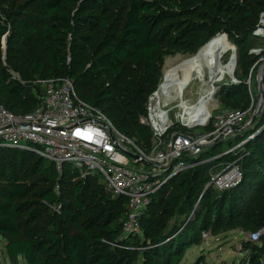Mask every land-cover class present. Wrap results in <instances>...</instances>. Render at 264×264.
<instances>
[{
  "label": "trees",
  "instance_id": "trees-1",
  "mask_svg": "<svg viewBox=\"0 0 264 264\" xmlns=\"http://www.w3.org/2000/svg\"><path fill=\"white\" fill-rule=\"evenodd\" d=\"M39 1L37 15L22 20L6 15L0 0V104L16 115L37 107L35 91L41 89L32 85L36 80L68 78L82 100L100 108L121 133L150 150L153 133L140 118L160 85L165 55L194 56L213 38L227 34L239 47L242 75L237 78L244 81L259 60L248 56V45L264 13V0ZM120 2L124 14L115 22L109 12ZM22 14L16 11V16ZM9 32L7 48L14 58L23 56V40L41 38L35 45L44 60L31 65L32 73L22 78L26 84L13 80L1 61L3 37ZM218 95L223 110L247 111L252 104L244 83L222 87ZM263 127L264 113L234 138L237 146L251 137L243 152L226 159L234 163L244 156L239 162L242 178L233 189L207 188L201 175L210 160L213 164L226 158L216 153L221 143L207 149L196 161L199 165L174 176L142 218L143 240L123 234L126 198L113 197L95 179L82 180L76 171L61 175L54 163L45 167V159L35 154L0 150V238H8V256L23 264H180L189 247L185 243L199 239L193 231L232 223L253 233L264 230V129L257 134ZM184 131L175 127L167 137ZM26 158L33 162L23 167ZM197 194L203 196L202 207L188 228L190 234L170 242L179 228L163 234V204H186L189 217ZM163 195L166 200L161 202ZM258 242L248 247L252 257L246 264H264V233Z\"/></svg>",
  "mask_w": 264,
  "mask_h": 264
},
{
  "label": "built area",
  "instance_id": "built-area-1",
  "mask_svg": "<svg viewBox=\"0 0 264 264\" xmlns=\"http://www.w3.org/2000/svg\"><path fill=\"white\" fill-rule=\"evenodd\" d=\"M252 37L262 47L251 49V55L259 57V60L244 81L236 77L238 51L232 48L229 62L226 64L220 59L219 67L223 69L214 73V76L213 70L206 64L201 71H187L188 74L183 75V78L190 75V86L208 76L209 81H204V85H209L205 91H213L212 102L222 87L242 83L248 87L251 107L247 111H240L223 110L220 106L211 114L212 122L210 118L201 122H211L207 127L212 129L208 132L196 133L198 128H191L193 123L199 121H186L190 110L181 108L182 112L175 113L171 108L170 105L176 99H180L179 105L188 103L182 99L184 93H177L179 91L174 79L166 92L160 94L165 78L149 98L146 115L140 118V123L153 133L154 146L150 150L121 133L100 108L82 100L70 79H38L32 83L41 89V92L35 91L38 105L30 113L16 115L0 104V150L32 153L54 163L61 175L65 172V166L70 165V172H78L82 180L95 179L113 197L128 200L123 234L139 235L142 218L153 197L174 176L199 165L196 161L215 145L214 141L221 135H224L223 141L235 138L237 130L246 125L249 116L252 117L259 101L257 71L264 64V13L260 15ZM226 38L228 40L227 35ZM231 62H234V67L229 72V69L224 68ZM227 76L231 78L225 82ZM16 81L26 84L22 79ZM172 113L186 131L177 132L168 138V132L175 125ZM250 139L240 143L234 150L243 148ZM241 178L240 165L230 164L228 169L213 177L212 186L218 191L230 190L239 184ZM261 234L262 231L254 233L252 240L258 242Z\"/></svg>",
  "mask_w": 264,
  "mask_h": 264
},
{
  "label": "rangeland",
  "instance_id": "rangeland-1",
  "mask_svg": "<svg viewBox=\"0 0 264 264\" xmlns=\"http://www.w3.org/2000/svg\"><path fill=\"white\" fill-rule=\"evenodd\" d=\"M39 2H40L39 0H34V1L33 0H15L14 3H12V0H4L3 11L6 15L13 14L15 15V18L24 20L27 18L35 17L37 15ZM16 11L23 13V14L16 16ZM123 14L124 12H123L122 2L119 3L117 9L111 10L109 12L110 17L115 22H118L119 20L121 21V19L123 18ZM10 34L11 32H9L7 35L3 37V41H2V45H3L2 53L3 54L1 55L2 64L7 70V74L11 76L13 80L16 81L22 78L26 79L27 75L32 73L31 65L33 63H40L44 60V53L42 49L40 48V46L35 45L36 42L38 41L40 42L41 38L39 35H35L30 40H23L22 47H23L24 54L20 58H14L12 54H9L8 48H7ZM259 43L260 42H256L255 39L254 40L252 39V43H249L248 45V48L250 47L249 54H248L249 57H253V58L256 57L255 55H251L250 51L251 49L262 47V45H260ZM166 47H170V45L166 44ZM231 48L237 49L238 54H240L239 47L229 37L227 40L226 50L220 57V59H222L221 61H223L226 64L227 62H229L232 56V52L230 51ZM196 55L191 56V55H187L182 52H178L172 55L170 54L165 55L162 58V65H161V70H160L162 77H161L160 84L165 80V78L167 80L168 75H170L171 73H172L171 74L172 77H175V74L178 72H179V75L188 74L187 71L190 70V68H185V67L182 68V67L185 62L189 61ZM230 65L232 66V70H233V67H234L233 64H230ZM198 69L200 70L201 67L196 66L193 69V71L198 70ZM236 74H237V77L238 76L240 77L242 75V71L239 69ZM229 77L228 76L226 77L225 82L229 80ZM207 78L208 76H206V79L205 77H202L198 81L193 83L191 86H188V88L186 89L187 91H185L184 93V98L182 99L188 102L189 104L194 105V107H196L195 105L199 103L201 95L202 94L204 95L205 90L209 88V85H204V81L206 82L209 81V79ZM220 85H223V84L221 83ZM124 86L125 84L121 86V89L123 91H125L123 89ZM91 89L92 88L87 89L85 92V95L88 94ZM255 92L257 94L256 87H255ZM79 93L80 91H78V94ZM179 103H180V99H176L170 105L172 106L171 108L174 109L175 113L182 112V109ZM219 107H220V99H219V95H216L214 97L213 102L209 106V111L211 112V114H213L215 113L216 110L219 109ZM172 115H173V119L175 122V125L173 128L181 127L182 124L175 120L174 113H172ZM210 120L212 122L211 118ZM263 129L264 128L260 129L257 132V134H260ZM209 130H210L209 127H205V128H198L195 130V132L204 133V132H208ZM132 140L136 141L135 138H133ZM219 143H221L219 144L220 148L217 149L216 153L218 154L219 152H223L222 156H226V158H223V159L219 158L218 159L220 160L219 163L216 162L212 164L210 161L209 163L206 164L208 166L205 168L207 171L205 169L201 171V175L204 181L205 182L207 181V185H206L207 188L213 187L212 186L213 177L219 175L222 171L228 169L230 164L237 163L239 165L240 160L244 157V156L239 155L240 158L234 163H230V160L226 161V159L229 156L237 157L238 154H240L238 151L243 152L244 148H240L238 149V151H236L237 149L234 150L239 145V144L237 146L234 145L237 143L236 140H234V138L231 140V143L228 140L221 141ZM153 146H154V142L152 141L151 148ZM29 160L31 159L26 158V160L24 161L23 167L24 166L28 167L29 164L33 162ZM50 165H51L50 161L48 160L44 161L45 167H49ZM70 170H71V166L66 165L65 172L68 173L70 172ZM202 197L203 196H200V194H197L194 196L195 206H194L193 212L190 214L189 217L187 216L188 212H186L187 211L186 204L169 205L166 202L163 204L164 208L167 211L166 212L167 216L166 218H164L166 221V227H165V230L163 231V234L168 235L171 233L173 229L179 228L178 229L179 231L174 236L171 237L172 241L169 240L170 242H173L175 239L178 240L180 237L186 236L189 233L188 228L190 224H193L197 220V217H195V214H200L201 207H202L201 203L203 201ZM250 197L251 199H253V195ZM159 199L161 200V202H163L166 200V197L163 195L162 197H159ZM261 231L262 233H264L263 229H261ZM192 234L197 235L196 238L198 237L199 239L193 245H190V241L185 243V245H189V247L185 253V257L183 261L180 264H246L249 261V259L252 257V251H250L248 247H251L250 245L259 243V242H254L252 240V235L254 234L253 232L245 231L242 229V226L240 224L238 225L234 223L230 225L221 224L220 228L216 230H211L210 228H208L205 231H201V230L195 231V232L193 231ZM138 237L139 239H142V240H143V237H145L144 232L142 230H140ZM169 241L164 242L162 244L166 245ZM7 242H8V238H0V264H23L24 262L21 259L15 262L10 259L6 251ZM150 243L151 242H149V245Z\"/></svg>",
  "mask_w": 264,
  "mask_h": 264
},
{
  "label": "bare ground",
  "instance_id": "bare-ground-1",
  "mask_svg": "<svg viewBox=\"0 0 264 264\" xmlns=\"http://www.w3.org/2000/svg\"><path fill=\"white\" fill-rule=\"evenodd\" d=\"M226 46H227L226 36L219 35L216 38H214L211 42H209L208 45H206L200 51L199 55H196L195 57H193L194 59L192 58L189 61L185 62L182 68L184 67L190 68V70L188 71L192 72L196 66H200L202 69L204 64H206L205 66L208 65L213 70V76H214L215 75L214 73H216L220 69H223L219 67V62H220V57L226 50ZM231 64H233L234 66L233 62ZM224 69H229L230 70L229 72H231L232 66L229 65L228 67ZM171 74L168 75L167 80L165 81L166 83L164 82V84L162 85L160 94L161 92H166L167 88L170 87V83L172 79L175 80L176 89H178L179 91L177 93H185L188 86H190L189 85L191 81L190 75H188L186 78H183V75L182 74L179 75V72L175 74V77H172ZM179 78H181L182 81L181 80L178 81ZM212 98H213V91L212 89H209L208 91H205L204 95L201 96L199 103L195 105L196 107H194V105L191 106V104L189 103L180 105L184 111L190 110L189 117L188 119H186V121L187 122L193 121V120H198L199 122L208 121V119L211 116V112L209 111V104L210 102H212ZM157 105H158V102H157Z\"/></svg>",
  "mask_w": 264,
  "mask_h": 264
},
{
  "label": "water",
  "instance_id": "water-1",
  "mask_svg": "<svg viewBox=\"0 0 264 264\" xmlns=\"http://www.w3.org/2000/svg\"><path fill=\"white\" fill-rule=\"evenodd\" d=\"M200 51H199V53H200ZM199 53L197 55H199ZM256 81H257L258 96H259V101L256 105V109H255L252 117L248 121V123H246V125H244L243 127L239 128L237 131H244V130H247L250 127H252L254 122L262 115V113L264 111V64L261 65V67L258 70ZM208 124L209 123L203 124L201 122H195L192 124L191 128H205L208 126ZM175 138L176 137H174L173 139H175ZM223 140H224V135H221L217 140L214 141V144H217ZM169 152H170V150H169Z\"/></svg>",
  "mask_w": 264,
  "mask_h": 264
},
{
  "label": "crops",
  "instance_id": "crops-1",
  "mask_svg": "<svg viewBox=\"0 0 264 264\" xmlns=\"http://www.w3.org/2000/svg\"><path fill=\"white\" fill-rule=\"evenodd\" d=\"M237 132H241V131H237Z\"/></svg>",
  "mask_w": 264,
  "mask_h": 264
}]
</instances>
